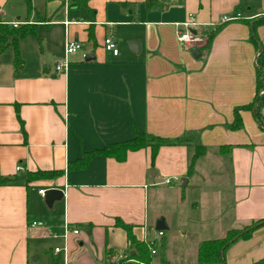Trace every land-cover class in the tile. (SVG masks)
<instances>
[{
  "label": "crops",
  "instance_id": "0c3cea01",
  "mask_svg": "<svg viewBox=\"0 0 264 264\" xmlns=\"http://www.w3.org/2000/svg\"><path fill=\"white\" fill-rule=\"evenodd\" d=\"M9 2L0 0V39L6 32L8 43L0 53V176L12 180L0 186V264H108L129 249L116 219L130 225L137 240L155 243L152 264H171L166 230L173 222L185 224L177 208L186 201L184 190L176 181L181 179L182 187L196 178L209 183L212 173L205 170L212 163L230 165L226 221L231 223L222 237H196L191 251L182 246L181 257L197 264L202 241L264 219V129L251 110L239 111L242 128L230 127L234 110L256 95L258 48L250 29L252 20L264 17V0H87L79 5L54 0L42 12L35 0H24L25 11L12 14ZM189 16L198 33L214 30L208 45L205 34L194 48L179 43L182 27L176 23ZM23 26L34 33L17 42V65L9 32ZM107 36L117 55L104 49ZM257 36L264 46V24ZM66 40L79 42L81 49L58 72L55 64L64 58ZM128 40L140 42L138 53L130 52ZM196 49L198 58L192 56ZM84 54L94 57L85 60ZM261 115L264 119V107ZM134 129L191 141L161 146L153 163L150 147H144L128 151L123 161L95 155L85 167L69 168L86 152L132 139ZM197 143L206 150L188 172ZM215 154L219 158L213 161ZM203 157L209 161L199 167ZM38 170L57 174L27 182V173ZM49 188L63 191L50 208L38 192ZM171 194L172 211L165 205ZM200 205L195 201L189 209L198 211ZM208 220H199L198 232L211 230ZM32 221L41 225L31 227ZM159 222L164 227L157 228ZM66 226L79 233L63 238ZM262 258L263 226L224 250L225 264Z\"/></svg>",
  "mask_w": 264,
  "mask_h": 264
},
{
  "label": "trees",
  "instance_id": "16d2710c",
  "mask_svg": "<svg viewBox=\"0 0 264 264\" xmlns=\"http://www.w3.org/2000/svg\"><path fill=\"white\" fill-rule=\"evenodd\" d=\"M73 5L85 4L87 0H71ZM155 1V0H153ZM151 4V3H150ZM252 26L250 29V37L258 48V54L256 56V75H255V85H256V95L253 100L244 106L236 108L234 110V121L230 124L233 129L242 128V120L239 114L240 110H251L254 119L258 123L261 129H264V119L261 115V108L264 107V46L260 43L257 36V27L264 24V17L258 18L257 20H252ZM27 26V25H26ZM13 37V45L15 50L16 64L19 65L20 55L17 46V42L28 34H32L33 29H28L23 26L15 31L9 32ZM214 30L211 32L202 33L207 37L208 45ZM6 32L3 34V39H0V53L8 45L7 39L5 37ZM134 137L130 140L107 144L102 149L93 150L91 152H86L83 154L81 159L76 160L69 164V168H83L87 164L88 160L95 156H106L112 157L117 161H123L126 157L128 151H136L144 147H150L151 150V163L154 162L157 151L161 146H173V145H187L190 143L191 137H175V138H165L157 135L149 134L146 132H140L134 129ZM206 147L202 144H194V151L190 158V163L188 166V172L193 170L196 160L204 155ZM56 172L51 171H35L28 172L26 180L31 181L38 178H50L56 175ZM12 182L9 177L0 176V186L6 183ZM116 226L121 227L126 231L127 239L129 242V249L126 255L115 259L108 264H152V259L150 255V250L148 246L136 239L132 233V227L128 224H124L121 220L116 219ZM264 227V219H260L252 222L251 224L245 226L241 230H230L226 233L223 238L205 240L202 241L198 247L197 264H210L219 263L225 264L224 253H222L231 243L238 239H244L251 236L252 232L259 227ZM236 237V240L232 241ZM109 254L111 252H108ZM156 264H167L165 260H160ZM251 264H264V258L252 262Z\"/></svg>",
  "mask_w": 264,
  "mask_h": 264
},
{
  "label": "rangeland",
  "instance_id": "374dc122",
  "mask_svg": "<svg viewBox=\"0 0 264 264\" xmlns=\"http://www.w3.org/2000/svg\"><path fill=\"white\" fill-rule=\"evenodd\" d=\"M35 2H37V6L42 12L44 6L52 7V3L54 2V0H35ZM9 5V7H11L8 11L11 12L10 14L14 12V9L25 11L26 8L24 0H10ZM3 9L5 10V12H7L6 8ZM243 10H246V7H244ZM25 16L22 17L24 18ZM215 157H218V155L215 154L212 156L213 161L215 160ZM207 159L208 158L203 157L201 159L202 162L200 163L199 167L207 165V162L209 161ZM208 166L209 168H207L205 172L212 173L211 181L209 183L202 182L201 178H196L195 183L191 181L188 186L182 187L181 179H178L176 181L177 188H179L180 190H184L183 192L186 201H184L182 205L178 204L177 208L178 211L181 209L182 214H184L183 219L185 220V224L181 222H173L170 226L171 228H169V230H166V238L169 241V245H167L165 249V254L166 256L169 255L171 264H193L191 257H181L180 249L182 250V246H184L186 250L191 251L192 244H194V240L196 237L199 239H205L207 237H222L225 233L222 232V230L224 229L223 227L231 223L226 221V218L228 217L227 211L230 212V165L227 162H220L218 164L219 168H217V166L213 163ZM172 197H174L173 194L167 195L165 200V205H168L171 211L175 206V202ZM202 197L203 201H201ZM195 201L201 203L198 211L197 209H189L190 204H193ZM211 212H213V215L211 214ZM204 215H209L210 217H205ZM201 218L203 220L208 218V221H211L212 219V222L207 223V225L211 226V230H209L208 228L207 231H203L201 233L197 231L198 227L200 226L199 220ZM239 227L243 226H238L236 228ZM177 230H179L182 235H179V232L176 233Z\"/></svg>",
  "mask_w": 264,
  "mask_h": 264
},
{
  "label": "built area",
  "instance_id": "2783aa9c",
  "mask_svg": "<svg viewBox=\"0 0 264 264\" xmlns=\"http://www.w3.org/2000/svg\"><path fill=\"white\" fill-rule=\"evenodd\" d=\"M67 0H63V2H66ZM239 14H237L235 17H230V16H223L221 18L222 21H230L232 19H235L236 17H238ZM65 24H68V21L64 22ZM19 23L18 22H14L13 26H17ZM177 26H181L182 29H178L177 30V39L179 41V43L182 46H186L189 48H194L195 46H198V44H201L204 41V36L200 33H198L196 31V22L193 20V17L189 16V18L184 21V22H180V23H176ZM103 47L106 51L111 52L113 55H117L118 54V49L116 47L115 42L112 40V38L110 36H107L104 38V42H103ZM81 49V44L77 41H73V40H66L65 42V46H64V58L61 59L60 61H58L55 64V70L58 72H63L65 71V69L67 68L68 64H69V58L68 56L70 54L75 53L76 51ZM85 56V54L83 55ZM22 168L18 165L16 166V170H21ZM166 182L168 183L169 180H166ZM39 194H41L42 196L45 195V190L44 189H39L38 190ZM41 223L38 221H32L30 223L31 227H35V226H40ZM69 233H72L74 235H77L79 233L78 229H69L64 228L63 231V238H67V235ZM163 234L162 231H158V235L161 236ZM53 236L56 237V235L54 234ZM155 245V243L153 241H149L147 243V246L151 252V254H155L156 250L153 248V246ZM54 251L56 253H58L60 251V248H55Z\"/></svg>",
  "mask_w": 264,
  "mask_h": 264
},
{
  "label": "water",
  "instance_id": "95a60500",
  "mask_svg": "<svg viewBox=\"0 0 264 264\" xmlns=\"http://www.w3.org/2000/svg\"><path fill=\"white\" fill-rule=\"evenodd\" d=\"M127 46L129 48L130 52L134 53V54L138 53L139 50H140V42L138 40H128L127 41ZM192 56L195 57V58H198L200 56L199 50L198 49L194 50L193 53H192ZM92 57H94V56L88 54L87 56H85V60H88V59H90ZM149 176L152 177V173L149 174ZM185 184H186V179L184 178L183 179V186ZM62 196H63V191L62 190L57 189V188H49V189H47L45 191L44 202H45L46 206L48 208H50L52 206L53 202L60 200L62 198ZM156 227L157 228H162L164 226L162 225L161 222H159V223H157ZM234 240H236V237H234L232 241H234ZM222 253H224L223 249H222Z\"/></svg>",
  "mask_w": 264,
  "mask_h": 264
}]
</instances>
